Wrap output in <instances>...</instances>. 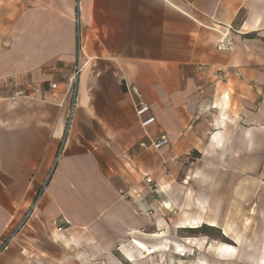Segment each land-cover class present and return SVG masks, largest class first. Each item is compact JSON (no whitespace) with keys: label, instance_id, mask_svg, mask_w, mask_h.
Wrapping results in <instances>:
<instances>
[{"label":"crops","instance_id":"1","mask_svg":"<svg viewBox=\"0 0 264 264\" xmlns=\"http://www.w3.org/2000/svg\"><path fill=\"white\" fill-rule=\"evenodd\" d=\"M250 1L0 0V264L30 228L32 264H264V28L217 49Z\"/></svg>","mask_w":264,"mask_h":264},{"label":"built area","instance_id":"2","mask_svg":"<svg viewBox=\"0 0 264 264\" xmlns=\"http://www.w3.org/2000/svg\"><path fill=\"white\" fill-rule=\"evenodd\" d=\"M234 42H235V35L233 33L232 27L230 26L224 31L223 39L218 43L217 49H219L220 51H225V50L232 51L234 47ZM76 70H77L76 72V76H77L81 72L79 64ZM236 76L239 77L240 75L236 74ZM19 82H20V78L18 79L15 77L11 78L8 81V83L11 84V86L15 88V91L9 97L11 101H14V102L27 101L30 99H34L35 95L43 92V87H41L40 85H35V88L33 89L32 93H29L26 90H23L21 87H19ZM49 86H50V89L52 90H55L58 87L57 84H54V83H51ZM129 92L130 93L132 92L137 95L139 101L136 103V116H138L141 119V126L143 128H148V126L156 122V118L153 115H151V108L149 104L148 103L146 104L144 101L141 100L140 94L134 86H131V88H129ZM74 107H75V104H73L72 111L74 110ZM168 143H169V137L167 134L164 133L158 136L157 138L150 140L148 144H143L142 146L147 147V148L152 147L155 150H160L164 148V146L167 145ZM147 183L150 186L154 182L152 179H148ZM155 186L157 187V190H154V192L158 194L159 187L157 184ZM121 194L122 196H125V195L130 196V198L133 201L137 202L136 199H139L140 201H142L141 196L139 195L134 196L131 191H128L127 193L121 191ZM52 224L58 232L62 233L64 231L63 227L60 225L59 220L53 221ZM15 237H16V234L13 233L8 238H5L0 241V257L8 250L10 244L14 241ZM172 245L175 246L176 248V250L174 251V254L178 256L179 258L184 259V257H188L190 255V252L187 249L185 248L183 249L182 247H180L177 250V244H172ZM23 254L30 255V251L24 248ZM192 254H194V252H192Z\"/></svg>","mask_w":264,"mask_h":264},{"label":"rangeland","instance_id":"3","mask_svg":"<svg viewBox=\"0 0 264 264\" xmlns=\"http://www.w3.org/2000/svg\"><path fill=\"white\" fill-rule=\"evenodd\" d=\"M239 4H240V2H239ZM249 7L250 8L254 7V8H257V9L256 10H252L253 12L251 14V19L248 22H255L256 20H260V23H259L258 27H256V28H259V27H263L264 28V2H262L261 0L250 1ZM237 17L238 18L236 19L235 23L231 26L232 29H233L234 35H238L237 32H240L241 27H242V24L246 20L249 19L248 9H242ZM253 30H255V29H253ZM77 76H75V77L77 78ZM70 95H71L70 96L71 97V100L74 99V97H75V86L71 87V89H70ZM71 110H72V108H71ZM155 185H156V183H153L151 185V187L153 186V190H157V187ZM161 199H162V201L163 200L164 201H166V200L170 201L171 200V199H168V197L163 198V195H162ZM168 209H171V206L166 208V210H168ZM168 211H171L172 212L171 215L174 216L173 215L174 214L173 210H168ZM243 215H245L246 217H248L249 216V213L247 211H244L243 212ZM253 215H254V212L252 211V216ZM261 219L264 221V211H263V214H262V218ZM250 222L251 223L253 222L252 223L253 225L250 224L248 226V228H253V227L255 229L256 228H258V229L260 228L259 220L257 222H255L253 219H250L249 220V223ZM40 228L42 230L45 229V227L39 222V229ZM28 230L29 231H26L27 232V237L22 236V239L23 240L25 239V240H27V241L30 242V239L31 238H29V236H34L35 233H34V231L31 228L28 229ZM29 242H23V241H20L19 242L23 247L17 245V247L19 248L18 249L19 251H18V254L15 256V260L19 259V261H23V262H27L28 264H32L31 261L33 260L32 258L34 257V252H37V251L35 250L34 247H32V246L29 245ZM164 242L165 243H169L170 245L177 244L176 242H171V241H169V242L168 241L167 242L164 241ZM226 243H227V245H230V246H231V244L232 245H235L232 240H228V239H227V242ZM24 247H26L25 249H28L30 251V255H26V254L24 255L23 254ZM170 248L171 247L169 246L168 247V250H170ZM237 252H238V250H237ZM237 255H238V253L236 254V257L234 259L237 258ZM174 256H176V255L171 250L168 251V253L165 254V255H162V254L153 255L154 260H155V262L153 264H178V262H177L176 258H174ZM259 256H261V255H258L256 258H254L253 256L252 257H249V258L251 260L254 259V262L256 264ZM0 260H1V257H0Z\"/></svg>","mask_w":264,"mask_h":264},{"label":"bare ground","instance_id":"4","mask_svg":"<svg viewBox=\"0 0 264 264\" xmlns=\"http://www.w3.org/2000/svg\"><path fill=\"white\" fill-rule=\"evenodd\" d=\"M259 23H260V20H256L254 23L253 22H246L244 25H243V27H242V31H245V32H247V31H251V30H253V29H256V27H258V25H259ZM231 250V253H236V252H234L235 250L234 249H230Z\"/></svg>","mask_w":264,"mask_h":264},{"label":"trees","instance_id":"5","mask_svg":"<svg viewBox=\"0 0 264 264\" xmlns=\"http://www.w3.org/2000/svg\"><path fill=\"white\" fill-rule=\"evenodd\" d=\"M204 228V227H203ZM202 229V228H201ZM200 228L199 229H197V230H194L195 232H199V230H201Z\"/></svg>","mask_w":264,"mask_h":264}]
</instances>
